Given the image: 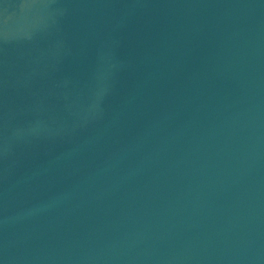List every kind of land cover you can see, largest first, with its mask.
<instances>
[{"label": "water", "instance_id": "95a60500", "mask_svg": "<svg viewBox=\"0 0 264 264\" xmlns=\"http://www.w3.org/2000/svg\"><path fill=\"white\" fill-rule=\"evenodd\" d=\"M0 264H264V0H0Z\"/></svg>", "mask_w": 264, "mask_h": 264}]
</instances>
